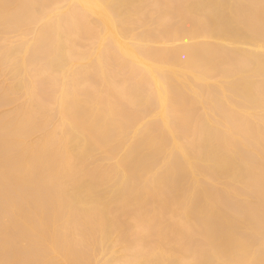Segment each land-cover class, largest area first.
Listing matches in <instances>:
<instances>
[{"label": "bare ground", "instance_id": "6f19581e", "mask_svg": "<svg viewBox=\"0 0 264 264\" xmlns=\"http://www.w3.org/2000/svg\"><path fill=\"white\" fill-rule=\"evenodd\" d=\"M0 264H264V0H0Z\"/></svg>", "mask_w": 264, "mask_h": 264}]
</instances>
